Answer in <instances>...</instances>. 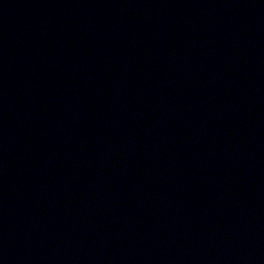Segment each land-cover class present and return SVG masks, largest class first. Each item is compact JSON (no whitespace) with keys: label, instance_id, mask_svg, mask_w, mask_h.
<instances>
[{"label":"water","instance_id":"95a60500","mask_svg":"<svg viewBox=\"0 0 264 264\" xmlns=\"http://www.w3.org/2000/svg\"><path fill=\"white\" fill-rule=\"evenodd\" d=\"M0 264H264V0H0Z\"/></svg>","mask_w":264,"mask_h":264}]
</instances>
